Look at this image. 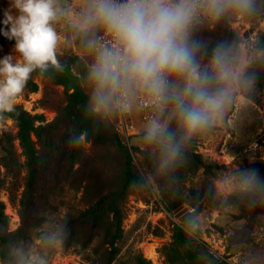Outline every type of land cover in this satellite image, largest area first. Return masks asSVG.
I'll return each mask as SVG.
<instances>
[{
  "label": "clouds",
  "instance_id": "9594fccd",
  "mask_svg": "<svg viewBox=\"0 0 264 264\" xmlns=\"http://www.w3.org/2000/svg\"><path fill=\"white\" fill-rule=\"evenodd\" d=\"M260 16L264 0H80L75 11L60 0H10L0 34L14 40L18 55L0 58V114L14 112L34 72L62 69L57 53L68 38L56 25L66 21L72 41L91 56L92 112L150 109L142 138L166 165L183 141L247 102L264 57L246 44L210 46L198 33L205 25ZM85 137L69 143L79 146Z\"/></svg>",
  "mask_w": 264,
  "mask_h": 264
},
{
  "label": "trees",
  "instance_id": "16d2710c",
  "mask_svg": "<svg viewBox=\"0 0 264 264\" xmlns=\"http://www.w3.org/2000/svg\"><path fill=\"white\" fill-rule=\"evenodd\" d=\"M3 13L0 6V21L4 18ZM3 27L0 24V28ZM69 34L72 35V30H69ZM198 36L210 46L222 41L237 45L240 42L230 29L229 21H221L212 29L204 26ZM0 43L14 45L15 42L0 34ZM75 43L80 46L79 41ZM256 48L264 50V33L259 35ZM57 59L63 66L61 70L51 66L44 73L37 70L25 87L29 93L37 92L35 77L42 76L51 84L63 88L65 102H57L58 115L53 121L46 123L43 115H32L18 104L14 105V112L0 114L1 118L12 119L17 129L15 134L4 131L0 137V192L6 184L1 168L13 180L18 179L22 168L26 169L18 202L12 197V202L18 205L20 218L15 230L9 229V217L0 197L1 264H51L54 246L50 240L49 225L53 222L50 216L56 212L59 204H65L62 194L66 186L81 192V206L68 205L64 215L55 222V239H59L66 250L73 248L84 256L88 264H151L142 253L128 260L119 259L124 238V207L128 196L143 188L145 180L136 168L132 150L120 139L115 126L106 116L91 110L90 94L83 85L87 84L91 57L85 61L78 55L65 53L57 55ZM255 74L256 87L261 90L264 88V57L258 62ZM41 102L44 106L48 105L45 98ZM66 133L69 139L86 133L84 140L93 143L94 153L88 155L83 144L74 147L69 143L63 158ZM194 138L192 136L183 141L179 156L166 165L162 163L158 150L142 152L143 163L156 179L166 208L173 210L186 204L193 209L186 213L181 225L174 226L172 241L162 247L166 264H219L195 239L191 225L201 211L203 202L213 200L214 180L222 166L196 153ZM16 140L25 158L24 164L19 160ZM248 167L246 178L254 184L259 202L263 200L264 203V164L255 163ZM163 169L165 175L162 174ZM199 173L203 177L200 195L190 188V194L185 196L184 182ZM60 197L62 199L59 200ZM228 199L231 204L241 206L236 195L231 194ZM246 201L254 204L253 208L258 207L252 197H246ZM243 234L245 229L231 237V242L248 243L251 239H245Z\"/></svg>",
  "mask_w": 264,
  "mask_h": 264
},
{
  "label": "rangeland",
  "instance_id": "374dc122",
  "mask_svg": "<svg viewBox=\"0 0 264 264\" xmlns=\"http://www.w3.org/2000/svg\"><path fill=\"white\" fill-rule=\"evenodd\" d=\"M66 7L78 9L80 0H60ZM10 0H0V6L5 11ZM230 29L239 37V45L246 44L251 50L257 51L256 42L261 33H264V16L251 20L229 21ZM206 28L212 29L213 26ZM58 32L68 38V43L61 45L57 55L72 53L89 61L85 50L72 41L71 30L67 22L56 25ZM15 53L13 44L0 43V58ZM38 91L29 93L24 89L14 105H22L32 115H43L45 122L53 121L57 115V102L63 104L65 96L61 86L53 85L42 76L35 77ZM85 90L90 94L87 84L83 83ZM46 99L48 105L41 102ZM106 118L115 126V114L105 113ZM134 129L129 136L120 139L132 150L136 168L144 178V186L128 196L124 210L123 221L124 238L121 243L119 259L128 260L133 255L142 253L151 264H166L162 254V247L172 241L175 225H181L186 213L193 209L182 204L173 210H168L162 201L159 185L143 163L142 152H154L153 146L143 141V132L147 121L140 120L139 113L134 110ZM38 124V122H37ZM116 130V129H115ZM4 131L12 134L17 132L15 124L10 118L0 117V137ZM194 149L208 161L217 162L222 166L217 178L214 180L215 190L211 202H203L201 211L192 222L191 231L195 239L212 254L219 264H264V203L259 202L254 184L247 179L250 162L245 152L254 143L264 145V88L259 90L256 86L248 94L247 102L243 106L230 110L223 120L212 129L194 135ZM66 156L69 148V136H64ZM16 150L22 164L25 158L16 140ZM83 148L88 155H92L95 147L91 141H83ZM1 155V150H0ZM78 165L75 166L77 168ZM6 184L0 192L1 200L5 204V212L9 217V229L15 230L20 224L18 205L12 202V197L18 202L24 185L26 175L25 167L22 168L18 179L1 168ZM165 175V169L162 170ZM264 175V172H263ZM76 176V175H75ZM186 185L185 196L193 188L200 195L203 187V177L199 173L195 178L184 182ZM264 189V184L262 185ZM66 191V192H65ZM62 194L65 204H59L56 212L50 218V240L54 246L51 264H88L84 256L78 254L73 248L66 250L59 239H55L56 219L67 211V206L79 207L81 192L66 186ZM234 194L241 201V206L229 202L228 196ZM252 197L254 204L246 201ZM256 197V198H255ZM61 197L59 198L62 199ZM58 200V201H59ZM250 207V208H249ZM245 229L243 237L251 240L246 244H233L230 238L238 231ZM248 235V236H246ZM34 255H32L33 257ZM1 264V261H0Z\"/></svg>",
  "mask_w": 264,
  "mask_h": 264
},
{
  "label": "built area",
  "instance_id": "2783aa9c",
  "mask_svg": "<svg viewBox=\"0 0 264 264\" xmlns=\"http://www.w3.org/2000/svg\"><path fill=\"white\" fill-rule=\"evenodd\" d=\"M91 57V56H90ZM136 110L140 115V120L147 121L152 116V111L150 109H133L128 112H114L115 114V129L118 135L123 137L129 136L134 129V116L133 112ZM248 154L250 162L262 163L264 164V145L259 143H254L249 149L245 151Z\"/></svg>",
  "mask_w": 264,
  "mask_h": 264
}]
</instances>
